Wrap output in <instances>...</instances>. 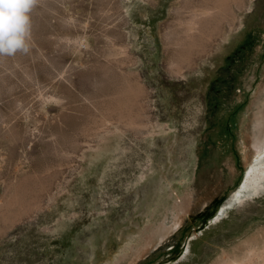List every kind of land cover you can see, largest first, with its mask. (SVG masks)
<instances>
[{
  "label": "rangeland",
  "instance_id": "374dc122",
  "mask_svg": "<svg viewBox=\"0 0 264 264\" xmlns=\"http://www.w3.org/2000/svg\"><path fill=\"white\" fill-rule=\"evenodd\" d=\"M263 115L264 0H37L0 56V264H264V193L211 223Z\"/></svg>",
  "mask_w": 264,
  "mask_h": 264
},
{
  "label": "bare ground",
  "instance_id": "6f19581e",
  "mask_svg": "<svg viewBox=\"0 0 264 264\" xmlns=\"http://www.w3.org/2000/svg\"><path fill=\"white\" fill-rule=\"evenodd\" d=\"M239 24H240V21H239V19H237L236 23L232 26H229L228 30L224 32L223 37L221 38L220 42L218 43V45L216 47V52H218L220 50V47H221L222 43L227 39L228 34L231 31H233L235 27L236 28L239 27ZM157 127L158 126H153L151 128L152 135H157L159 133L160 129H159V127L158 128ZM255 129L257 130V133L254 136V138L252 139V143H251V147L253 149L254 156H253V159L251 160V162L249 163V165L247 167V172L245 175L244 183L242 184V186L239 189H237L236 192H234L231 195L230 199L220 208V210L217 213V216L212 220L211 223L216 222L217 220H220L225 215V210H227L228 208H232V207L239 208L240 206H243L244 203H246L250 199H253L254 197H257V196L261 195L262 193H264V115L255 124ZM106 148L107 147H105V146H100V147L97 146V148L94 149L93 147L90 146V147H88V150L89 151L90 150L91 151L96 150L97 152H100V151H106ZM108 150H109V147H108ZM94 153H95V151H94ZM179 221H176L174 223L173 227L167 229L166 231H163L160 234L158 232V236L156 234L157 237L155 239L156 240L157 239L162 240L166 233L175 231L177 226L180 225ZM154 237H155V235H154ZM149 241L153 242V240H149ZM231 256H233V255H231ZM258 256H260V255H258ZM253 262H252V264H253Z\"/></svg>",
  "mask_w": 264,
  "mask_h": 264
},
{
  "label": "clouds",
  "instance_id": "9594fccd",
  "mask_svg": "<svg viewBox=\"0 0 264 264\" xmlns=\"http://www.w3.org/2000/svg\"><path fill=\"white\" fill-rule=\"evenodd\" d=\"M37 0H0V56L28 53L31 12Z\"/></svg>",
  "mask_w": 264,
  "mask_h": 264
},
{
  "label": "water",
  "instance_id": "95a60500",
  "mask_svg": "<svg viewBox=\"0 0 264 264\" xmlns=\"http://www.w3.org/2000/svg\"><path fill=\"white\" fill-rule=\"evenodd\" d=\"M246 172H247V169H246ZM246 172H245V175H246ZM245 175H244V178H243V180H242V182H241V184H240V186L238 187V189L242 186V184L244 183V180H245Z\"/></svg>",
  "mask_w": 264,
  "mask_h": 264
}]
</instances>
